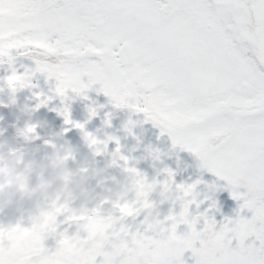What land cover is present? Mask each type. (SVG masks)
<instances>
[{"label":"snow or ice","instance_id":"snow-or-ice-1","mask_svg":"<svg viewBox=\"0 0 264 264\" xmlns=\"http://www.w3.org/2000/svg\"><path fill=\"white\" fill-rule=\"evenodd\" d=\"M12 48L33 53L60 95L99 82L115 105L144 112L242 200L219 227L203 213L199 230L197 216L165 217L178 264L185 249L194 264H227L223 246L233 239L236 264H264V0H0V55ZM138 241L123 264H165L170 248Z\"/></svg>","mask_w":264,"mask_h":264},{"label":"clouds","instance_id":"clouds-1","mask_svg":"<svg viewBox=\"0 0 264 264\" xmlns=\"http://www.w3.org/2000/svg\"><path fill=\"white\" fill-rule=\"evenodd\" d=\"M25 83L24 79H17L10 86L7 79L13 89ZM63 114L68 119V113ZM36 127L35 123H26L16 130L11 141L0 139V211L11 209L16 213L14 222L0 225V264H41L49 257L46 244L49 238L57 245L52 255H67L71 264H86L97 255L103 256L104 264H114L129 242L133 245L139 242L125 223L126 217L144 210V221L149 227L155 230L162 224L153 215L149 197L157 192L165 199L172 198L169 184L148 180L130 167L127 158L118 151L108 153L106 141L89 134L85 135V142L93 156L106 153L109 156L103 167L96 166L86 154L77 159L72 149L54 143L51 138L45 143L52 146V151L38 157L34 141L40 137ZM3 131L0 128V134ZM69 159L75 164L74 169L68 167ZM121 160L124 162L119 163ZM110 166L119 169L120 181L107 174ZM91 180L104 191L96 192L89 183ZM108 180L120 183L122 190L108 189ZM181 212L189 215L188 201H182L176 215ZM153 243L158 250L171 249L163 257L165 264L178 259L176 244L169 245L166 238ZM106 245L111 246V251H105ZM223 255L227 264H236L239 253L225 244Z\"/></svg>","mask_w":264,"mask_h":264},{"label":"trees","instance_id":"trees-1","mask_svg":"<svg viewBox=\"0 0 264 264\" xmlns=\"http://www.w3.org/2000/svg\"><path fill=\"white\" fill-rule=\"evenodd\" d=\"M13 74L22 76L26 81L23 87L15 88L17 95L14 99L9 92L12 87L7 84V78ZM82 80L84 83H88L87 77H82ZM57 83L58 82L55 77L48 76L45 72L36 71V59L34 58V54L31 52H26L21 48H12L8 50V54L6 56L0 55V117H2V119H0V128L4 129L3 133L0 134V139L8 138L11 141L13 137H15V133L18 128H22L26 123H35L37 124L36 132L40 137L34 141V145L38 148V157L46 152L52 151V146L45 143L46 140L51 138L54 143L64 145L65 147L72 149L77 154V159H79L80 154H86L96 166L103 167L105 162L109 159L107 153L93 156L88 146L85 150H81L76 147V143L74 141H68L64 138H60L62 135L68 134L72 131L74 126H72V124L69 125L68 123L61 124L53 122L51 119L50 100L60 96V94L56 91ZM98 85H100L99 82ZM90 86L88 87V91H92V94L87 92L77 93L72 91L70 88L65 89V95L60 97L59 103L61 106L67 107L73 113L82 114V117H100L101 115L110 117L128 111H136L127 105H115L108 95H106L103 91H100L101 85L99 89H93V84ZM82 93L90 95L94 100H97L96 103L92 106H87L85 104L86 100L84 99V94ZM106 97L108 99V103L102 104L101 101ZM18 116H22V122L18 119ZM87 131V134L98 139L94 126H88ZM107 150L108 153H111V147L108 145ZM68 167L72 169L75 168V164L71 159L68 161ZM107 174L109 176H114L116 181H120L122 179L120 171L107 169ZM173 176L174 174H172V177ZM147 177H149L147 178L148 180L153 179L151 174H148ZM35 178V173H33L31 177L32 182L35 181ZM89 183L96 192L104 191V189L98 186L94 180H91ZM107 188L112 191L122 190L121 184L112 180L107 181ZM180 189L183 191L182 187H180ZM182 191L180 193L177 191L176 196L173 194V197L168 199L161 197L157 194V192L151 193L149 199L153 202V215H155L157 219L161 220L162 224L158 225L155 230L152 229L144 221L145 212L144 210H141L135 216L126 217L125 223L130 225V232H135L138 240L147 237H151L153 240L165 239L170 234L169 227L172 224V220H166L165 217H169L170 215L177 216L176 214L179 213L181 203L182 201H185ZM240 203H242V201L229 206L224 195L215 203V207L212 209L209 202L204 198L197 202L192 200L189 202V218L191 216H197V224L195 225L197 230L203 227L204 216L211 217L216 220L217 227H219V223L225 217L235 219L236 210ZM5 211H7V209L0 211V214ZM200 213H203L204 216H199L198 214ZM15 216L16 213L11 210L10 214L3 219L1 225L4 223L14 222ZM161 228H163V231H161ZM72 230L73 228L70 227L69 233H71ZM187 230V225L180 223L177 224L175 233L178 236H183ZM249 242L258 244V241H255L252 237H249L245 241L246 244ZM46 244L49 246L48 250L50 258H59L63 260L64 264H71V258L67 255L59 253L52 255V253H55L57 249V245L53 240L49 238L46 241ZM231 246L236 247L235 239L232 240ZM135 247L136 245L129 242L128 246L119 252L114 264H123L130 254L128 249H134ZM196 247H199V242ZM105 251H111V246L106 245ZM179 259L182 260L184 264H194L195 261V257L191 249H185L181 253ZM86 264H104V258L103 256L97 255L91 261H87ZM173 264H178V261L174 259Z\"/></svg>","mask_w":264,"mask_h":264},{"label":"rangeland","instance_id":"rangeland-1","mask_svg":"<svg viewBox=\"0 0 264 264\" xmlns=\"http://www.w3.org/2000/svg\"><path fill=\"white\" fill-rule=\"evenodd\" d=\"M92 84L94 85L93 89L100 88L98 82ZM88 89V87L82 89L81 92L92 94V91H88ZM9 92L14 99L17 95L16 89L10 88ZM62 96L50 100L51 119L53 122L66 123L63 113L67 109L68 121H70L68 124H72L74 127L72 131L60 138L74 141L76 147L85 150L88 148L85 142V135L88 133L87 127L94 126L98 139L106 141V144L111 147V153L118 151L120 155L127 158L130 167L139 170L138 172L146 178H149L147 176L151 174L153 179L168 183L174 196L177 195V191L178 193L182 191L180 187L184 189L191 186L187 194L182 191L184 200L188 202L192 200L197 202L204 198L213 209L215 203L224 195L229 206L242 201L232 197L227 181L208 171L195 153L178 144L174 145L169 133L163 130L161 125L147 118L145 113L128 111L110 117L103 115L82 117V114L73 113L67 107L61 106L59 101ZM84 99L87 106H92L97 101L88 94H84ZM101 103H108L107 97ZM18 119L22 122V116H18ZM76 124H80L82 127H76ZM123 162L119 161V163ZM107 169L119 171L116 166H110ZM172 174L175 177H172ZM235 190L246 191L243 186ZM10 211L11 209H7L0 214V225L3 219L10 214ZM251 214L248 209L240 211V215L246 218H249ZM196 245H198L197 241L194 242V247Z\"/></svg>","mask_w":264,"mask_h":264}]
</instances>
